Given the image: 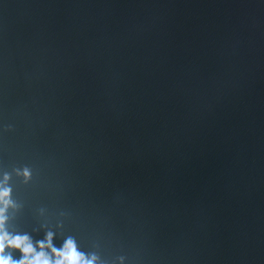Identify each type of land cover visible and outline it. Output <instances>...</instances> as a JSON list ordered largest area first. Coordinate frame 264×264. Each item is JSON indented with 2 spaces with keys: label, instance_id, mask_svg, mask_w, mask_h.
<instances>
[{
  "label": "water",
  "instance_id": "95a60500",
  "mask_svg": "<svg viewBox=\"0 0 264 264\" xmlns=\"http://www.w3.org/2000/svg\"><path fill=\"white\" fill-rule=\"evenodd\" d=\"M0 187L52 259L264 264V0H0Z\"/></svg>",
  "mask_w": 264,
  "mask_h": 264
},
{
  "label": "clouds",
  "instance_id": "9594fccd",
  "mask_svg": "<svg viewBox=\"0 0 264 264\" xmlns=\"http://www.w3.org/2000/svg\"><path fill=\"white\" fill-rule=\"evenodd\" d=\"M25 179L28 178L29 173L27 170L23 173ZM8 177H5L7 181ZM10 195V189L0 187V264H15L10 257L5 258L4 250L7 245L9 248H15L22 252L23 259L19 264H96L97 258L92 256L91 258H85V256L77 251L75 243L69 239L65 242L62 250L57 251L52 248L51 240L52 235L49 234L47 237V247L51 249L52 255L55 259L50 258L45 249V243H40V252L36 253L32 244L29 242L28 237H16L10 239L9 236L4 232L3 226L5 223V212L10 206L8 199Z\"/></svg>",
  "mask_w": 264,
  "mask_h": 264
}]
</instances>
